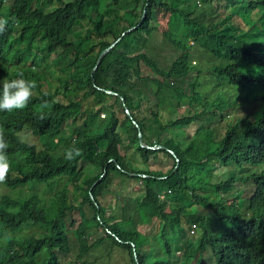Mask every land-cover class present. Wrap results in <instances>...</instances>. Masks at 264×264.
I'll list each match as a JSON object with an SVG mask.
<instances>
[{"label": "trees", "instance_id": "trees-1", "mask_svg": "<svg viewBox=\"0 0 264 264\" xmlns=\"http://www.w3.org/2000/svg\"><path fill=\"white\" fill-rule=\"evenodd\" d=\"M42 1L0 0V95L19 73L36 81L24 109L0 111L10 163L0 264H264V0H48V11ZM155 6L170 17L161 33ZM162 105L185 113L158 122ZM73 148L82 155L66 160ZM129 148L173 166L134 169Z\"/></svg>", "mask_w": 264, "mask_h": 264}, {"label": "rangeland", "instance_id": "rangeland-1", "mask_svg": "<svg viewBox=\"0 0 264 264\" xmlns=\"http://www.w3.org/2000/svg\"><path fill=\"white\" fill-rule=\"evenodd\" d=\"M6 3L10 2V0H5ZM55 3L54 1H42L41 3V7L43 10L48 11L49 9H51L52 7H54ZM11 6V4L9 5ZM8 6V7H9ZM112 10H110V12L112 13ZM0 20H2L0 18ZM169 23H170V17H169V13L167 11H165L163 8L159 7V6H155L153 9V13H152V17H151V21H150V26L154 27L157 29V31L159 33L166 31L169 28ZM89 26V23L86 19H81L79 20V22L77 23L75 30L76 32L81 35L85 32L86 27ZM157 45H161L163 46L161 49H158L160 51L161 54L163 55H168L174 54V49L166 47L162 40L159 39V42ZM154 48V45H153ZM172 57V56H171ZM51 58H53V56H51ZM192 63H194V61H192ZM206 73V72H205ZM204 73V74H205ZM191 77L195 78V75H190ZM199 81L203 82V75L199 78ZM149 103H153L154 100L153 99H149L148 100ZM255 106H249L247 108L245 107H241V111L243 112H249L250 110H252ZM159 114H158V122H162L164 123L165 120L167 118L169 119H176L178 116L182 115L185 113V106L182 107H171L168 105H162L159 107ZM114 111L116 116H118L120 119H122L123 115H122V111L118 106H114ZM99 118L101 119H106V112L105 111H101L99 113ZM69 123V122H68ZM216 123H214L213 125H215ZM217 129L219 131V135L222 133V129L220 127L219 124L216 125ZM195 126L189 127L187 129L188 132H192L194 130ZM123 130V128H122ZM121 154L125 156L124 160L127 162H130L132 165H134L133 167H135L134 169H145L146 171H161L163 173H165L166 171H168L169 169L172 168L173 166V159L172 157L164 154L163 152H156L153 153L152 155H150L149 159L147 161H144L142 159H140L138 157V155H136L133 151L132 148H129L127 151H121ZM82 166V169L84 172H86V175H94L97 171H95L94 167L90 165V163L88 161H86L85 159L82 160V163L80 164ZM140 183L143 182H134L133 186H138L140 185ZM72 187H70L71 189ZM102 203L108 204L114 206L115 205V198L112 196H107L103 199H101ZM197 211L206 215H211L212 212L209 209H205L203 207H196ZM73 219H74V224L73 227H76V225L80 222V216L78 214V212H74L73 214ZM158 226V221H154L152 222V224L150 225H138L136 226L140 231L146 233V232H150V231H155L157 229ZM125 228L127 229H132L134 228V226H125ZM199 231L196 228L195 229V233L192 235L190 234L191 237H189V242L191 247L193 248L195 246V243L193 241V239L198 235ZM99 237H101V233H98V235H96V237L94 239H96V241L99 239ZM194 249V248H193ZM69 260L73 263V259L70 257ZM70 264V263H68Z\"/></svg>", "mask_w": 264, "mask_h": 264}, {"label": "clouds", "instance_id": "clouds-1", "mask_svg": "<svg viewBox=\"0 0 264 264\" xmlns=\"http://www.w3.org/2000/svg\"><path fill=\"white\" fill-rule=\"evenodd\" d=\"M5 23L6 21L0 20V32H3ZM34 88H36V81L25 79L23 73H19L17 79H13L11 81L5 80L3 82V93L2 95H0V111L11 112L13 110L24 109L32 98V90ZM41 107H50V105L47 101H44ZM30 135L31 133L26 132L25 130H21L17 133V137L20 143H27L28 141L25 137ZM8 147L9 145L5 139L4 129L0 127V184L6 182L7 174L10 170V163L6 153V149ZM150 148L160 149L163 147L155 145ZM80 155H82V150L79 148L68 149L65 151V159L69 161ZM158 196L159 198H163L164 193H159ZM195 229L196 226L191 225L190 234L193 235L195 233Z\"/></svg>", "mask_w": 264, "mask_h": 264}, {"label": "water", "instance_id": "water-1", "mask_svg": "<svg viewBox=\"0 0 264 264\" xmlns=\"http://www.w3.org/2000/svg\"><path fill=\"white\" fill-rule=\"evenodd\" d=\"M145 18V10H143V13H142V16H141V19H140V22L139 23H141L142 21H143V19ZM115 44V42L113 43V44H111L110 46H109V48H107V49H105V50H103L101 53H100V55H99V57H98V59H97V61H96V65L99 63V61H100V58H101V56L102 55H104L113 45ZM96 67V66H95ZM139 136V142L141 143V135L139 134L138 135Z\"/></svg>", "mask_w": 264, "mask_h": 264}]
</instances>
